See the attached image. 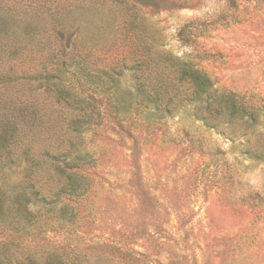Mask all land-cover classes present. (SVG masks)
Here are the masks:
<instances>
[{
	"label": "rangeland",
	"instance_id": "obj_1",
	"mask_svg": "<svg viewBox=\"0 0 264 264\" xmlns=\"http://www.w3.org/2000/svg\"><path fill=\"white\" fill-rule=\"evenodd\" d=\"M0 13L16 18L0 122L19 127L0 187L33 192L31 215L0 219V264H264V0H0ZM184 63L244 113L192 102ZM49 74L92 109L47 91ZM142 82L164 95L161 118L149 103L135 119Z\"/></svg>",
	"mask_w": 264,
	"mask_h": 264
},
{
	"label": "trees",
	"instance_id": "obj_2",
	"mask_svg": "<svg viewBox=\"0 0 264 264\" xmlns=\"http://www.w3.org/2000/svg\"><path fill=\"white\" fill-rule=\"evenodd\" d=\"M15 24L16 18H14L12 15L5 16L4 14L0 13V38L1 36L9 35ZM173 71H175L176 75L179 76L180 84H188L187 89L191 91L186 96H191L192 98L190 100L192 102H196L198 104H207V110L212 109V106L216 104L214 110L220 111L221 109L227 111V115L231 119H234L235 117L240 116L241 113H244L243 103L237 102L234 94L230 93L217 96V91L212 89L211 80L201 72L195 70L191 65L184 63L182 65L175 66ZM57 79L58 78L53 74L46 76L45 80L47 84V91L53 92L58 99L64 102L74 104L77 110H84L85 101L72 97L70 93L62 87V81L60 80L57 82ZM116 79L117 78L115 76L111 78L113 82ZM162 95V93H159L157 90L153 89L152 86L146 85L145 82L138 83L137 94L133 96L132 92L130 91L128 95L131 96V100L135 102V106L137 107V112L135 114L137 117L135 119H138L142 106L149 108V103H154L155 115L158 116V118H161L163 114H160L162 113V108L159 106V101H165L164 95ZM114 96L115 106L112 107V114L119 122H125L127 120L126 116H124L127 115L125 114V112H127L125 106L128 103V99L124 94H122L120 89H118L116 95ZM176 96H172L171 100H173ZM110 103L112 104V102ZM90 105L91 102L88 104V106L91 107ZM91 109L92 108H87L85 110L86 112H89ZM120 112L124 113L123 116H120ZM165 112L168 114L171 113L169 109H166ZM129 114L131 116L133 115L131 111H129ZM12 116L13 115L7 116L4 122H0V164L2 163V157L4 155L10 154L11 144L13 143V139L16 137L19 130L18 122H12V119H14V116ZM151 116V114H147L146 118L149 120ZM202 119L206 120L205 117H202ZM68 167L73 168L74 166L69 164ZM56 170H60V174H64L65 171L59 166L56 167ZM32 195L33 192L30 193L28 189L8 191L0 187V219L6 215L11 216L14 209H17V212L20 214L22 213L27 216L31 215L29 207L33 204ZM11 229L14 230L16 234L19 233L18 228L11 226Z\"/></svg>",
	"mask_w": 264,
	"mask_h": 264
}]
</instances>
